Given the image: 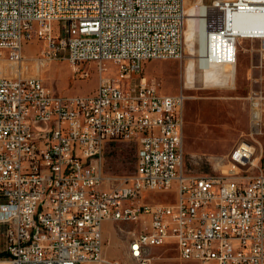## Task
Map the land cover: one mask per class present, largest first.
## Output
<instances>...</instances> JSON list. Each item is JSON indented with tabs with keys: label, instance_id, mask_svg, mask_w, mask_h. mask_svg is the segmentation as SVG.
I'll list each match as a JSON object with an SVG mask.
<instances>
[{
	"label": "built area",
	"instance_id": "built-area-1",
	"mask_svg": "<svg viewBox=\"0 0 264 264\" xmlns=\"http://www.w3.org/2000/svg\"><path fill=\"white\" fill-rule=\"evenodd\" d=\"M194 14L204 41L196 60L235 68L244 39L264 50V32L238 23L257 16L264 28V0H213ZM188 17L185 0H0V68L23 63L25 43L38 40L41 61L66 55L100 75L87 96L57 95L40 77L0 76V264H118L105 257L104 231L127 220L138 221L128 232L131 264H153V249L168 244L183 262L264 264L257 146L238 145L227 173L187 174V96L161 94L140 75L147 61L184 57ZM115 141L137 149L130 176L105 171ZM174 189V203L147 200Z\"/></svg>",
	"mask_w": 264,
	"mask_h": 264
},
{
	"label": "rangeland",
	"instance_id": "rangeland-1",
	"mask_svg": "<svg viewBox=\"0 0 264 264\" xmlns=\"http://www.w3.org/2000/svg\"><path fill=\"white\" fill-rule=\"evenodd\" d=\"M213 0H185L187 26L184 31L185 54L182 59H155L143 64L140 75L154 83L161 94L175 96L183 92L187 99L185 115V171L190 175L216 176L227 173V156L241 143L253 142L256 157L264 169V50L258 40L244 39L240 46L236 67H229L207 59L196 60L204 53V41L194 31V5L210 4ZM192 5V6H191ZM257 19V16H254ZM250 20L249 15L243 18ZM257 22V21H254ZM245 25V24H244ZM243 27V24L241 25ZM45 44L34 40L24 45V62L3 65L0 76L40 77L46 87L61 96L92 95L98 88L100 75L95 63L73 66L66 55L41 61L40 52ZM192 65L187 88L183 72L187 63ZM109 73L116 76L117 67L107 64ZM207 74L201 80V70ZM91 71L88 78H79L76 71ZM229 71V72H228ZM197 73L196 81L193 80ZM210 73V74H209ZM193 82H192V80ZM257 113V117L254 114ZM137 164L134 144L112 142L106 151L105 171L117 177L130 176ZM175 189L167 194H148V202L174 203ZM138 229L134 223L107 224L104 231L105 257L118 264H131L127 245L129 231ZM153 264H195L179 259L175 246L168 244L153 249Z\"/></svg>",
	"mask_w": 264,
	"mask_h": 264
},
{
	"label": "bare ground",
	"instance_id": "bare-ground-1",
	"mask_svg": "<svg viewBox=\"0 0 264 264\" xmlns=\"http://www.w3.org/2000/svg\"><path fill=\"white\" fill-rule=\"evenodd\" d=\"M205 7H207V4L194 5L193 14H194L195 10L203 12L205 10ZM187 9L188 8L186 7V12H187ZM195 16L196 15L194 14V16L192 18L194 19V31L196 32L197 30H196V27H195V22H196ZM244 17L245 16H241V17L238 18L239 25L241 26L243 24L242 28H243L244 33H260V32H264V28L261 26V23L258 22V21L254 22L255 21L254 20L255 19L254 16H250L249 15L250 20L243 22V18ZM257 19H259V18L257 17ZM186 26H187V24H186ZM254 117H257V113L254 114ZM116 223H134V224L138 225V221L137 220L116 221L115 224ZM130 236H131V234H130ZM131 246H132V239L130 238V240L128 241V245H127V254H128V256L130 258H131Z\"/></svg>",
	"mask_w": 264,
	"mask_h": 264
},
{
	"label": "crops",
	"instance_id": "crops-1",
	"mask_svg": "<svg viewBox=\"0 0 264 264\" xmlns=\"http://www.w3.org/2000/svg\"><path fill=\"white\" fill-rule=\"evenodd\" d=\"M198 69L201 70V80H202V78L207 74V71L205 69H203V68H200V67H198ZM191 72H192V65H190V63L188 62L186 64V66L184 68V72H183L184 85L187 88L191 87V83L189 84V82H188L189 81V77H191ZM196 78H197V73H196L195 77L193 78V80L196 81ZM191 80H192V78H191ZM193 80H192V82H193Z\"/></svg>",
	"mask_w": 264,
	"mask_h": 264
}]
</instances>
